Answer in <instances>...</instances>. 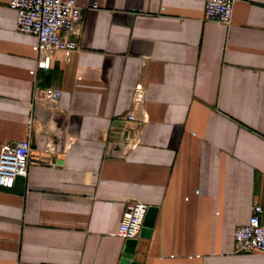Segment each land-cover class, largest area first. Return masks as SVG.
<instances>
[{
  "label": "crops",
  "instance_id": "obj_1",
  "mask_svg": "<svg viewBox=\"0 0 264 264\" xmlns=\"http://www.w3.org/2000/svg\"><path fill=\"white\" fill-rule=\"evenodd\" d=\"M10 2L0 0V151L30 139L32 154L27 176L0 186V264H122L134 200L157 208L134 262L264 264L235 240L264 208V0H237L229 25L205 20L206 0H79L80 48L54 51L50 70ZM139 84L138 141L122 154ZM36 86L61 98L35 101Z\"/></svg>",
  "mask_w": 264,
  "mask_h": 264
},
{
  "label": "built area",
  "instance_id": "obj_2",
  "mask_svg": "<svg viewBox=\"0 0 264 264\" xmlns=\"http://www.w3.org/2000/svg\"><path fill=\"white\" fill-rule=\"evenodd\" d=\"M236 1L206 0L205 20L231 24ZM10 7L17 12L18 32L38 38V69L52 68L54 51L59 50L69 56L80 48L79 43L72 38L81 34L84 22L79 0H11ZM144 95L143 85L139 84L134 94V108L125 114V128L130 126L128 132L133 131L127 134L120 147L122 154H126L138 141V132L133 125L138 124V105L144 101ZM60 98L61 90L53 87L36 86L33 91V99L38 102L56 103ZM31 154L30 139L1 145L0 186L10 187L19 175L27 176ZM149 208V205L142 201H129L123 212L118 236L124 240L138 238ZM263 212L262 204L255 203L248 223L237 227L235 240L238 252L264 253V223L261 218Z\"/></svg>",
  "mask_w": 264,
  "mask_h": 264
},
{
  "label": "water",
  "instance_id": "obj_3",
  "mask_svg": "<svg viewBox=\"0 0 264 264\" xmlns=\"http://www.w3.org/2000/svg\"><path fill=\"white\" fill-rule=\"evenodd\" d=\"M157 214V208L156 207H150L144 222V228L142 230V233L145 235H148L151 232V229L153 228L155 218ZM128 248L126 253L124 254V259L122 260V264H139L137 262L132 261L133 260V254L134 249L132 247L134 246V240H128Z\"/></svg>",
  "mask_w": 264,
  "mask_h": 264
}]
</instances>
